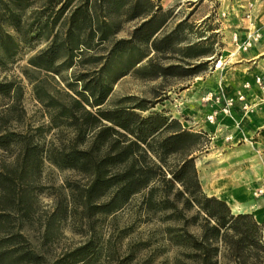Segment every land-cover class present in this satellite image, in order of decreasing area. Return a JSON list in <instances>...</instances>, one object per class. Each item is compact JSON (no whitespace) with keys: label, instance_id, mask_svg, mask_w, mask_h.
Returning a JSON list of instances; mask_svg holds the SVG:
<instances>
[{"label":"trees","instance_id":"1","mask_svg":"<svg viewBox=\"0 0 264 264\" xmlns=\"http://www.w3.org/2000/svg\"><path fill=\"white\" fill-rule=\"evenodd\" d=\"M178 14L153 0H0V70L43 44L22 80H0V264H96L101 222L133 202L144 219L161 217L181 249L176 264H264L263 224L203 191L196 159L206 135L158 109L160 99L109 104L128 76L162 87L199 77L217 59L212 18L169 28ZM23 80L40 123L27 118ZM46 164L72 179L43 186ZM47 190L53 203L42 210ZM68 223L83 242L50 253Z\"/></svg>","mask_w":264,"mask_h":264},{"label":"rangeland","instance_id":"2","mask_svg":"<svg viewBox=\"0 0 264 264\" xmlns=\"http://www.w3.org/2000/svg\"><path fill=\"white\" fill-rule=\"evenodd\" d=\"M153 1L160 4L164 10L171 8L175 13H179L169 28L186 16H189L190 23L197 27L206 18H212L210 26L215 29L214 34L217 33L215 47L219 55L210 64L208 70L199 77L185 81H169L162 87L160 81L142 82L128 76L115 85L109 104L114 99L124 96H135L151 101L163 100V103L157 106L158 109L164 104V108L170 109L172 116L179 119L184 127L206 135L208 140L206 148L196 159L203 191L211 196L205 191L206 177L208 180L217 175L230 178L232 174L240 173L243 186L248 187L252 197L264 202V118L259 117L262 111L257 110L259 113H254L257 108L249 103L247 95L253 89L254 93L256 92L255 98L260 99L262 104L259 108L264 110V85L259 86L256 83L257 78L264 80V75L261 74L263 71L258 69L260 73L254 74L251 79L245 81L239 79L238 81L232 77V75L238 76V73L231 74V63L255 55V51L264 52V0ZM201 28L206 30L207 26ZM249 43L250 47L247 46ZM42 47L43 44H38L31 48H23L13 64L0 70V80L3 78L22 80L21 68L26 65L27 59ZM244 47L248 48L244 50ZM221 59L224 66L217 69V63ZM261 59L264 61V58ZM235 69L237 70L238 66ZM22 82L26 87L24 109L27 118L33 123H40L43 120L42 109L34 101L31 88L26 81ZM246 83L250 85L245 92L246 102L252 112L245 114L241 110V104L236 103L230 117L220 116L215 125H209L206 116L217 107L211 103L204 104L201 99L208 93L216 92L219 87L224 88L227 96L233 97ZM236 108H239L238 111L242 114L237 122L234 121L233 113ZM229 120L234 121L233 126L224 123ZM2 159L0 153V162ZM72 177V173L59 171L46 164L42 170L41 184L52 189H62L65 180ZM50 194L51 191L47 190L39 196L42 210H49L52 206L53 197ZM135 205L133 202L123 212L101 222L98 235L102 251L96 264H176L177 259L183 262L181 249L172 246L167 240L166 225L160 221L161 217L150 216L149 219H144L141 217L142 214H136ZM129 228H131L130 234L124 237L123 232ZM61 232L62 237L51 244L48 250L52 254L75 248L84 240L81 235L73 231L70 223L64 225ZM131 255L133 260L129 262Z\"/></svg>","mask_w":264,"mask_h":264},{"label":"crops","instance_id":"3","mask_svg":"<svg viewBox=\"0 0 264 264\" xmlns=\"http://www.w3.org/2000/svg\"><path fill=\"white\" fill-rule=\"evenodd\" d=\"M261 58H264V52L255 51V55L246 56L245 58L235 61L233 64L231 63V74L238 73V76L232 75V77L241 81L249 80L254 74L260 73L258 69H261V71H263L261 74L264 75V61H261ZM237 66L238 69L236 70L235 67ZM245 71L247 73H245ZM247 95L249 103L254 104L255 106H253L257 108H254V113L262 111V113L259 114V117L264 118V110L259 108L260 105H262L259 101L260 99L255 98L256 92L254 93V90L252 89ZM238 110L240 111L239 108H236L233 111L235 122L240 120L239 116H242ZM247 118H245L246 121H248ZM234 121L229 120L224 123H229L228 126H233ZM203 173L205 172L203 171ZM218 176L219 175L209 180L208 177L205 178V191H208L211 196L223 199L233 212L252 214L255 220L264 226V202H259L260 200H256L252 197V193L248 187L243 186V180L240 178V173L232 174L230 178L228 176Z\"/></svg>","mask_w":264,"mask_h":264},{"label":"built area","instance_id":"4","mask_svg":"<svg viewBox=\"0 0 264 264\" xmlns=\"http://www.w3.org/2000/svg\"><path fill=\"white\" fill-rule=\"evenodd\" d=\"M247 46L250 47V43ZM248 47H244V50H246ZM256 83L259 86L264 85V80L257 78ZM249 88L250 85L248 83L244 84L242 90L237 91L236 95L233 97L227 96L224 88L222 87H219L214 93H208L204 98L201 99L202 103H211L213 106L217 107V109L206 116V122L209 125H215L218 117H230L236 103L241 104V110L245 114L252 112L251 107L246 102L245 95V92Z\"/></svg>","mask_w":264,"mask_h":264},{"label":"bare ground","instance_id":"5","mask_svg":"<svg viewBox=\"0 0 264 264\" xmlns=\"http://www.w3.org/2000/svg\"><path fill=\"white\" fill-rule=\"evenodd\" d=\"M223 59V58H222ZM222 59L220 60V61H218V63H217V69H220L222 66H224L223 65V61H222ZM218 84V83H217Z\"/></svg>","mask_w":264,"mask_h":264}]
</instances>
